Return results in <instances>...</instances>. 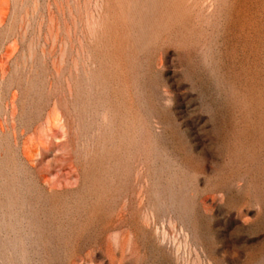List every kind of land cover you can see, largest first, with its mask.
<instances>
[{
  "label": "rangeland",
  "instance_id": "374dc122",
  "mask_svg": "<svg viewBox=\"0 0 264 264\" xmlns=\"http://www.w3.org/2000/svg\"><path fill=\"white\" fill-rule=\"evenodd\" d=\"M0 264H264V0H0Z\"/></svg>",
  "mask_w": 264,
  "mask_h": 264
}]
</instances>
